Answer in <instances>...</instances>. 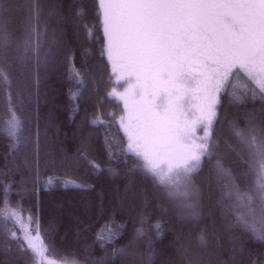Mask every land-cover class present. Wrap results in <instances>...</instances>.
<instances>
[{"label":"trees","instance_id":"trees-1","mask_svg":"<svg viewBox=\"0 0 264 264\" xmlns=\"http://www.w3.org/2000/svg\"><path fill=\"white\" fill-rule=\"evenodd\" d=\"M2 4L12 40L22 41L27 22H35L37 15L39 30L47 28L40 65L34 58L28 66L17 63L11 71V88L0 89V121L8 119L6 92L10 91L24 122V142L18 148L13 149V141L0 131V212L22 211L27 228L29 214L39 217L43 240L37 238L45 258L57 264H191L185 247L189 242L196 264H264V242L233 226L235 214L229 207L233 200L223 195L227 188L217 182L215 160H205L193 177L200 195L195 218L178 210L179 199L170 198L167 188L142 171L136 157L129 155L125 162L112 157L110 162L106 143L119 152L126 139L117 122L122 105L108 97L113 78L103 53L98 0H2ZM73 70L86 83L75 97ZM228 90L244 95L245 103L236 106L230 96L221 97L215 151L224 157L225 167L233 170L243 191L255 175H242L248 166L228 147H238L228 124L236 121L243 128L244 117L252 113L264 118V102L258 96L253 99L259 88L243 72L230 77ZM18 94L22 103L15 99ZM98 114L103 126L91 123ZM81 152L87 153V159H80ZM89 161L101 170L91 168ZM175 195L180 196L178 188ZM256 215L261 216L259 208ZM21 223L0 216V264H36L37 260L43 264L40 256L21 250L23 240L11 239L13 232L22 235ZM106 227L118 233L110 243L97 239ZM137 229L144 235L133 243ZM202 233L204 245L199 241ZM114 249H125L127 255H113Z\"/></svg>","mask_w":264,"mask_h":264},{"label":"snow or ice","instance_id":"snow-or-ice-1","mask_svg":"<svg viewBox=\"0 0 264 264\" xmlns=\"http://www.w3.org/2000/svg\"><path fill=\"white\" fill-rule=\"evenodd\" d=\"M98 10L103 53L115 77L108 97L123 104L124 114L117 122L127 141L119 152L106 143L110 162L112 157L118 162H125L129 155L136 157L142 171L167 188L170 198L179 199L178 210L195 218L200 213V195L193 177L205 160H215L217 182L227 188L223 195L233 200L229 206L235 214L233 226L264 242V118L252 113L244 117L243 128L236 121L228 124L238 146L228 147L248 166L242 175H255L253 184L243 191L233 170L225 167L224 157L215 151L219 142L214 139L221 97L230 96L236 106L245 103L244 95L228 90L234 73L243 72L255 81L259 92L253 91V99L258 96L264 102V0H98ZM46 35L47 28L39 30L37 15L35 22H27L24 39L12 40L0 0V89L11 88V71L17 63L28 66L34 58L40 65L42 37ZM56 43L53 37L51 44ZM48 58L45 53L43 63L47 64ZM71 76L77 83L75 97L86 83L79 71L73 70ZM125 84L128 87L121 93L119 87ZM6 99L8 119L0 121V131L13 141L15 149L24 142V122L10 91ZM15 99L22 103L23 97L18 94ZM91 123L103 126L105 121L98 114ZM198 131L203 135H197ZM80 159H87V153L81 152ZM89 166L101 170L94 161H89ZM10 187L4 189L5 197ZM4 203L7 206V199ZM0 216L22 222V211L6 208ZM27 221L29 227L21 228L22 235L13 232L11 239L23 240L21 250L39 256L32 233L40 237V219L29 214ZM155 227L159 229L158 224ZM117 235L106 227L97 239L110 243ZM143 235V230L137 229L133 243ZM199 241L206 243L205 234ZM117 254L127 252L114 249L113 255Z\"/></svg>","mask_w":264,"mask_h":264},{"label":"rangeland","instance_id":"rangeland-1","mask_svg":"<svg viewBox=\"0 0 264 264\" xmlns=\"http://www.w3.org/2000/svg\"><path fill=\"white\" fill-rule=\"evenodd\" d=\"M110 66H111V64H110ZM111 70H112V67H111ZM245 74V73H244ZM246 75V74H245ZM247 76V75H246ZM248 77V76H247ZM112 78H113V81L115 80V77L112 75ZM251 79V78H250ZM252 80V79H251ZM252 82L258 87V85L255 83V81H253L252 80ZM133 83H134V81H133ZM113 87H114V84H113ZM112 87V88H113ZM128 87V85L127 84H125V85H123V86H121V87H119V91L121 92V93H123L124 92V90H125V88H127ZM259 88V87H258ZM193 102H195V101H193ZM121 103V105H122V109H121V111H120V115H123L124 114V112H123V104H122V102H120ZM120 115H118V117L120 116ZM122 131V130H121ZM197 135H200V136H202L203 135V132L202 131H198L197 132ZM125 139H126V137H125ZM126 143H127V141H126ZM71 181V182H70ZM52 182V181H51ZM62 182L63 183H70V184H73V185H76L77 184V182L76 181H74V180H65V179H63L62 180ZM48 184H50V183H48ZM21 225H22V227L23 228H25V229H27V224L26 223H24V222H22L21 223ZM32 236L33 237H35V239H34V243L36 244V246H37V248L41 251V247H40V243H39V240H38V238L36 237V235L35 234H33L32 233ZM186 242V241H185ZM185 244V243H184ZM185 247H186V251H187V253H188V255H189V259H190V262H191V264H196V257L194 256V249H193V247H192V244L191 243H189V242H186V244H185ZM193 250V251H192ZM40 256V258H41V263H43V264H57V262H50L47 258H45L44 256H43V254H41V255H39Z\"/></svg>","mask_w":264,"mask_h":264}]
</instances>
